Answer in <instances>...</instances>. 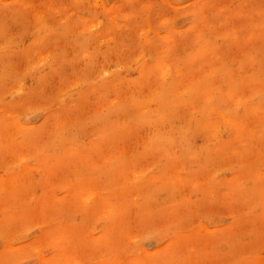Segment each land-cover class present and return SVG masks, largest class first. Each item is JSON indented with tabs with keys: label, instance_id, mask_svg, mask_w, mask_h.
<instances>
[{
	"label": "rangeland",
	"instance_id": "rangeland-1",
	"mask_svg": "<svg viewBox=\"0 0 264 264\" xmlns=\"http://www.w3.org/2000/svg\"><path fill=\"white\" fill-rule=\"evenodd\" d=\"M0 264H264V0H0Z\"/></svg>",
	"mask_w": 264,
	"mask_h": 264
}]
</instances>
